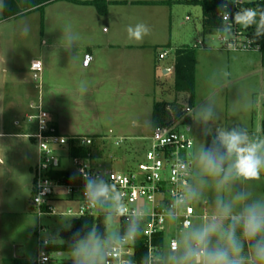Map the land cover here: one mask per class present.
Instances as JSON below:
<instances>
[{
  "label": "rangeland",
  "instance_id": "374dc122",
  "mask_svg": "<svg viewBox=\"0 0 264 264\" xmlns=\"http://www.w3.org/2000/svg\"><path fill=\"white\" fill-rule=\"evenodd\" d=\"M169 1L172 12L169 13V8H167L165 17L162 18L160 15L162 19H159L161 22L158 23L156 32L151 31L153 36L155 34V42L159 43V46L151 48L157 58L163 50L172 48L166 59L173 60L176 49L196 48L197 40H205L207 46L215 44L221 47L218 32L212 34L204 32L200 5L187 4L180 0ZM68 6L66 2L62 1L17 19L0 21V40L4 39L5 42L12 40V43L10 42L13 48L12 52L14 51L18 56V64L22 67L23 81L27 80L32 88L35 85H41V100H43L45 110L52 113L53 118L59 120L64 129L71 133L81 137L93 136L88 138L93 141L90 147H92L94 157L86 159L85 163L104 173L112 171L124 174L128 167H136L149 147V141L145 137L149 136L153 125L154 102L158 100L171 102L173 100L169 93L163 91L169 88L173 78L158 79L163 82L164 88L156 81H152L153 85L148 98L144 97L142 88L136 84L137 82L123 87L121 93L115 95L114 78L109 76L110 72H107L109 62L105 61L108 56L103 46L107 39L105 30L99 29L89 33L81 27L79 20L69 21V16L65 14V8ZM2 12L0 0V19ZM147 14V12L141 13L144 20L147 18ZM143 19L141 23L149 28ZM135 26L136 24L132 27ZM93 33L94 36H92ZM90 37H94L95 42L102 46L89 47L87 44L90 42L88 41ZM166 42H170V47L164 45ZM200 51L198 50V53ZM227 52L237 56V59L239 57L236 54L248 53L243 51ZM254 52L264 55V49ZM91 53L97 55L101 60L99 63L97 62L96 67L93 65L88 68L85 67V63ZM30 60L42 63L40 81L34 80L33 72L29 71ZM93 69L100 72L101 75L98 78H101L103 83L98 86L95 94H90L84 89L82 90L79 84L83 73L95 72ZM233 73L232 68L231 77L223 81L225 83L222 87H219L218 83L203 84L205 76H200L199 101H196L191 112L186 115L188 121L179 126V130L187 134L194 142L191 157L190 191L195 195L189 197V200L197 214H201L203 209H206L210 214L222 216L219 207L221 203L231 207L232 215H239L246 205L254 202L264 204V169L255 179L232 176L227 182L221 183L223 173L220 176L210 175L205 171L200 159L202 152L217 149L220 152L224 151L216 139L221 130L227 132L237 130L246 133L251 143H264L261 131V123L264 120V69L263 79L260 78V75H253L234 80ZM39 91H32L33 94L36 93V98ZM149 119L150 121L147 122ZM26 123L29 127L27 132L36 133L35 125L31 124L28 119H26ZM120 140L122 141L119 143ZM29 145L31 155L36 158V145ZM259 152L264 154V148H261ZM60 153L66 155V150H61ZM232 160L234 157H229L225 161V169ZM62 166L69 173L68 184L74 187L80 186L81 176L71 158L66 157ZM23 191L22 198L29 201L31 199L30 192L28 193L26 189ZM241 193L245 195L246 199L237 200V195ZM80 199V195L70 199L67 189L59 187L54 190L52 204L58 213H67L69 210L76 213L83 205ZM106 210L108 213L107 230L104 239L92 237L79 240L74 244L73 249L51 253L52 261L49 264L102 263L106 248L112 241L120 237V222L115 215L114 205L107 202ZM30 215L32 227L31 234L26 236L28 239L37 243V230L40 221L44 227L42 232L44 238L49 239L55 246L64 247L66 245V241L59 237V233L61 230L71 228L73 216H42L39 219L33 212H30ZM211 223L213 222L204 223L197 218L190 229L184 230L176 229L174 222L169 221L166 243L170 237L174 236L179 242L180 250L171 252L165 244L161 253L162 264H180L181 257H183L186 245L190 240L189 234L203 229ZM218 224L217 232L212 234L209 239L210 249L227 246L226 233L232 220L227 218ZM239 226L237 225V227ZM237 227L235 234L243 245L240 253L243 264H260L254 255L250 239L246 238L243 232L238 231ZM24 234L26 235V232ZM24 240L28 243V254L32 258L35 257L36 249L32 247L30 241L26 238ZM96 245L99 247V252L86 260L81 249L85 246L92 249Z\"/></svg>",
  "mask_w": 264,
  "mask_h": 264
},
{
  "label": "built area",
  "instance_id": "2783aa9c",
  "mask_svg": "<svg viewBox=\"0 0 264 264\" xmlns=\"http://www.w3.org/2000/svg\"><path fill=\"white\" fill-rule=\"evenodd\" d=\"M224 3L225 11L221 14L222 27L215 32L219 33L222 49L226 51L253 52L260 50L258 33L260 31V13L251 3L264 2V0H218ZM252 10L256 12L254 22L245 26L235 21L236 14ZM205 26V24H204ZM198 46L202 41L197 42ZM169 50H163L159 59L164 60L169 55ZM31 71L36 81L41 80L42 63L34 60L31 62ZM39 89L41 88L40 85ZM192 107L185 106L181 113H176L171 105L167 106L170 117L164 124L153 128L149 147L145 150L143 158L135 168H128L124 174L117 172H102L85 163L84 159L71 158L77 167L82 183L80 186L61 184L52 179L54 171L62 168V162L67 157L61 154L68 142L73 140L78 144L90 146L92 139L88 137H64L54 133L41 99L30 105L33 113L28 115L30 121H35L37 130L31 135L37 148V163L33 169L34 182L32 189V207L40 219L42 216L70 215L75 218L91 215L97 216L101 209H106L107 202L114 205V212L119 221H129L132 227L137 228L141 239L136 232L122 233L120 237L111 242L104 253L103 264H162L161 253L165 244L171 252L180 250L176 237H170L166 243L169 231L168 222L173 221L175 228L184 230L193 226L195 219L204 223L222 222L221 215L210 214L203 209L197 214L190 203L189 192L192 179V148L193 140L179 130V126L188 120L187 114ZM45 113L47 114L45 116ZM39 117V119L37 118ZM122 140L119 141V143ZM108 185L107 198L101 197L99 201L92 198L87 190L88 181ZM65 187L69 198L80 195L83 205L78 212L58 213L53 204L54 190ZM119 197L117 201L114 197ZM181 198L184 203H179ZM118 204L123 206V212L118 209ZM37 259L36 264H49L51 260V241L42 236L44 227L40 221L37 230ZM146 253L145 260L139 259ZM58 253V252H57ZM141 254V255H140Z\"/></svg>",
  "mask_w": 264,
  "mask_h": 264
},
{
  "label": "crops",
  "instance_id": "0c3cea01",
  "mask_svg": "<svg viewBox=\"0 0 264 264\" xmlns=\"http://www.w3.org/2000/svg\"><path fill=\"white\" fill-rule=\"evenodd\" d=\"M62 1L69 5L65 8V14L69 16V21L73 19L79 20L81 27L85 28L89 33L96 32L99 29L105 30L107 39L103 46L108 54L105 61L109 62V70L107 71L110 72L109 76L112 79L114 78L115 95L121 93L122 89H124L123 87L137 82L136 84L142 88L144 97L148 98L153 85L152 81L161 80L163 79L162 77L166 79L172 77L173 60L164 59L160 61L151 49L154 46H159V43L154 40L155 34L153 36L151 31L156 32L157 25L161 22L159 19L161 16L162 18L165 17L167 8H169V13L172 12L169 7V0H106L108 5L105 15H101L92 5ZM62 1H57L47 6L56 5ZM158 1L168 2V4L156 3ZM114 2L126 3L116 4ZM2 7L3 0H1ZM142 12L148 13L145 20L141 16ZM138 13L140 14L138 15ZM142 19L143 22H147L149 33L141 41L130 39L128 28L141 23ZM10 20H4L3 22ZM94 35L93 33L92 36ZM88 41H90L87 44L89 47L101 45L95 42L94 37L88 38ZM10 42L12 43V40L5 42L3 39L0 43V264H5L7 261L12 260L27 264L30 262L35 263L38 253L37 243L26 237L31 234L30 218L32 217L30 212L34 213L31 203L34 182L33 169L37 163V154L36 158H34L29 150V144L35 145L34 140L31 138V135L35 132H27L29 127L26 119L32 113L30 105L37 103L42 97L39 84L32 88L27 80L23 81L22 67L18 64L16 53L12 52L13 48ZM1 45L3 46L1 47ZM8 45L11 46L10 49ZM164 45L170 47V42H166ZM171 49L166 50L170 51ZM195 49L196 81L194 105L196 101H199L198 96L201 94L200 76H205L203 84L210 83L212 85L218 83L219 87L224 85L225 82L223 81L225 79L231 77L232 68L234 80L253 75H260V78L263 79V54H258V52L254 51L239 53L236 54L239 57L237 59V56H233L218 47V45L207 46L205 40L202 41L201 46L197 45ZM197 49L201 51L198 53ZM100 60L97 55L91 53L85 63V67L90 68L93 65L96 67L97 62L99 63ZM32 61L34 60H30V72H32ZM95 69H93L95 72L83 73L79 84L82 90L84 89L90 94H95L99 88L98 86L103 83L101 78H98L101 75L100 72ZM34 90H40L37 98L36 93L33 94L32 92ZM45 111L48 114L52 129L57 134L64 137H78V135L64 129L60 121L54 119L55 117L53 118L52 113ZM149 121L150 119L147 122ZM29 122L34 124V129L37 130L35 121L29 120ZM152 131L153 125L149 136L145 137V139L150 137ZM62 168L64 167L62 166ZM25 189L31 194L29 201L22 198V193ZM24 232H26V235ZM25 238L36 249V256L33 258L28 254L29 247L24 240Z\"/></svg>",
  "mask_w": 264,
  "mask_h": 264
},
{
  "label": "clouds",
  "instance_id": "9594fccd",
  "mask_svg": "<svg viewBox=\"0 0 264 264\" xmlns=\"http://www.w3.org/2000/svg\"><path fill=\"white\" fill-rule=\"evenodd\" d=\"M256 12L248 10L243 14H236L235 21L245 26L251 25L254 22ZM264 23V19H262ZM149 28L139 23L135 27L128 28L130 39L141 41L149 33ZM47 114L45 113V116ZM39 119V117H37ZM219 145L224 149L220 152L218 149L210 152H202L200 159L207 173L214 176H220L223 173L221 183L227 182L232 176L243 177L244 179H255L259 177L260 171L264 169V154H260L259 150L264 148V143L257 144L249 142L246 133L232 130L231 132L219 131L217 136ZM229 157H234V160L228 164L225 169V161ZM87 190L90 191L94 200L99 201L101 197L107 198L109 188L103 183H96L89 180ZM194 192H189V197L194 196ZM117 201L119 197H114ZM237 200L246 199L243 193L238 194ZM181 198L179 203H184ZM222 216L231 218L232 224L226 233L227 246L209 248V239L212 234L217 232L219 224L214 218V222L207 227L197 230L189 234L190 240L186 245L183 257L180 264H243L240 258L243 245L236 237L235 230L237 225H241L243 234L250 240H256L253 245V252L257 260L264 262V238L256 239L264 233V204L254 202L246 205L239 215H232V209L229 205L221 203ZM118 209L123 212V206L118 204ZM134 227L131 231H134ZM86 260L99 252V247L96 245L92 249L87 246L81 249Z\"/></svg>",
  "mask_w": 264,
  "mask_h": 264
},
{
  "label": "trees",
  "instance_id": "16d2710c",
  "mask_svg": "<svg viewBox=\"0 0 264 264\" xmlns=\"http://www.w3.org/2000/svg\"><path fill=\"white\" fill-rule=\"evenodd\" d=\"M62 0H3L2 7V18L0 20H10L14 18L21 17L29 12L42 10L49 4ZM77 4L92 5L101 15H105L107 11V1L106 0H90V1H77V0H65ZM187 4H197L201 6L202 16H203V28L206 34H212L216 30L221 29V14L225 11V4L219 2L218 0H180ZM114 3H126V2H114ZM166 2H160L159 4H165ZM168 4V3H167ZM249 6H254L260 13V31L258 33V43L260 44V50H263L264 45V2H255L249 4ZM205 24V26H204ZM166 50V49H165ZM173 81L169 85L168 89H164L171 95V102L166 100H158L153 104V128L157 125L164 124L167 122L171 116L167 110V106L171 105L176 113H181V109L185 106L193 107L194 105V95H195V81H196V49L195 47H183L178 48L174 51L173 58ZM156 83L164 88L163 82L156 80ZM178 105V107H177ZM188 121V120H187ZM54 131V130H53ZM261 131L264 136V120L261 123ZM56 133V131H54ZM57 134V133H56ZM67 152V157L69 158H79V159H90L93 158L92 147L81 145L70 140L67 147L65 148ZM52 179L58 180L61 184H68L69 173L64 169H58L54 171L51 175ZM107 210L101 209L97 216H83L75 218L72 221L71 228L69 230H61L59 237L66 241L64 247L52 245L50 250L52 252H60L62 250L73 249L74 244L79 240H86L95 237L97 239H104L106 237V218ZM122 233L137 232V228L131 231L133 228V223L127 221H119ZM134 226V225H133ZM237 230L243 232L242 226L237 227ZM137 237L141 239L139 233ZM264 238V233L256 239ZM256 243V240H250V245ZM141 255V254H140ZM146 253H142L141 259L145 260ZM5 264H23L18 261L12 260L7 261ZM27 264H36L33 262ZM63 264H87L78 262H67ZM91 264H103V263H91ZM260 264L264 262L260 261Z\"/></svg>",
  "mask_w": 264,
  "mask_h": 264
}]
</instances>
